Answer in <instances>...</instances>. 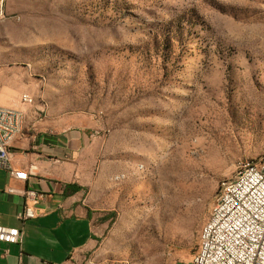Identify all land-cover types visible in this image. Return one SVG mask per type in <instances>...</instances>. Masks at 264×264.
<instances>
[{"label": "rangeland", "instance_id": "rangeland-1", "mask_svg": "<svg viewBox=\"0 0 264 264\" xmlns=\"http://www.w3.org/2000/svg\"><path fill=\"white\" fill-rule=\"evenodd\" d=\"M5 12L0 102L24 107L27 93L41 118L106 141L107 179L87 187L114 209L107 264H190L237 164L264 158V0H6Z\"/></svg>", "mask_w": 264, "mask_h": 264}, {"label": "crops", "instance_id": "crops-1", "mask_svg": "<svg viewBox=\"0 0 264 264\" xmlns=\"http://www.w3.org/2000/svg\"><path fill=\"white\" fill-rule=\"evenodd\" d=\"M31 98L30 108L0 102L25 111L23 131L9 151L13 169L29 173L23 182L0 170V225L23 231L20 245L0 243V264H107V228L114 209L110 200L101 205L87 187L107 179L99 161L106 141L91 125L51 115L41 118ZM25 189L38 193L42 214L22 224L18 214Z\"/></svg>", "mask_w": 264, "mask_h": 264}, {"label": "built area", "instance_id": "built-area-1", "mask_svg": "<svg viewBox=\"0 0 264 264\" xmlns=\"http://www.w3.org/2000/svg\"><path fill=\"white\" fill-rule=\"evenodd\" d=\"M5 9L6 0H0V22ZM19 101L30 108L29 94H22ZM24 118V110L0 105V170L26 182L29 173L13 169L9 151L11 142L22 133L19 124H24ZM238 173H245V180L219 201L203 232L206 255L190 264H264V161L241 162L233 178H238ZM22 195L25 203L18 219L25 224L42 213L37 210L40 196L36 191L25 189ZM22 241V229L0 225V243L20 245Z\"/></svg>", "mask_w": 264, "mask_h": 264}, {"label": "bare ground", "instance_id": "bare-ground-1", "mask_svg": "<svg viewBox=\"0 0 264 264\" xmlns=\"http://www.w3.org/2000/svg\"><path fill=\"white\" fill-rule=\"evenodd\" d=\"M3 19H1L2 21ZM31 103L33 102L32 98L30 97ZM25 121V118H24ZM24 128V124H19V131H23ZM264 161V158L255 161V162H262ZM241 165V162H239L237 164V168H239ZM240 180H245V173H238V178H234L232 180L226 181L224 183V185L222 186L220 195L218 196V199L214 205V208L212 209V212L210 214V218L209 220H212V215L213 212L215 211V208L217 206V204L219 203V201L223 200L226 197V194L228 192V190H233L234 188H238L240 186ZM209 220L207 221V223L205 224V226L203 227L202 231H201V235H200V241H199V245L198 248L193 256V259H202L203 256L206 255V246L204 244V230L206 229L207 225L209 224Z\"/></svg>", "mask_w": 264, "mask_h": 264}]
</instances>
